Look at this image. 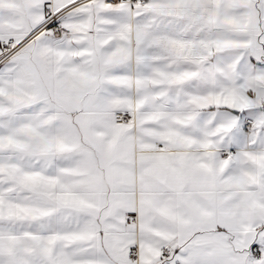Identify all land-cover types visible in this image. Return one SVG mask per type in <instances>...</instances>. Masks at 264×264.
<instances>
[{"label": "snow or ice", "instance_id": "1", "mask_svg": "<svg viewBox=\"0 0 264 264\" xmlns=\"http://www.w3.org/2000/svg\"><path fill=\"white\" fill-rule=\"evenodd\" d=\"M0 264H264V0H0Z\"/></svg>", "mask_w": 264, "mask_h": 264}]
</instances>
